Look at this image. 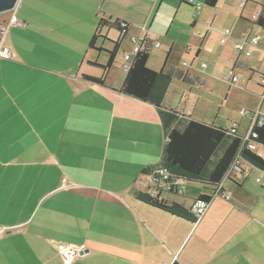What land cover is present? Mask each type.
Listing matches in <instances>:
<instances>
[{
    "label": "crops",
    "instance_id": "obj_1",
    "mask_svg": "<svg viewBox=\"0 0 264 264\" xmlns=\"http://www.w3.org/2000/svg\"><path fill=\"white\" fill-rule=\"evenodd\" d=\"M158 2L19 0L0 17V49L14 55L0 58V264H264V183L252 167L239 160L243 171L227 173L229 200L183 182L168 192L144 173L160 167L167 136L157 108L121 93L129 64L119 76L113 66L103 85L83 78L103 77L94 64L105 66L109 51L99 39L90 48L100 19L123 21L127 36L144 37L140 27ZM15 16L19 24L10 26ZM112 31L99 34L120 40L121 49L127 36L112 40ZM218 99L199 112L200 97L172 82L163 107L222 125L217 111L228 99ZM139 193L189 209L202 195L211 199L191 223L139 201ZM65 246L85 254L66 263Z\"/></svg>",
    "mask_w": 264,
    "mask_h": 264
},
{
    "label": "rangeland",
    "instance_id": "obj_2",
    "mask_svg": "<svg viewBox=\"0 0 264 264\" xmlns=\"http://www.w3.org/2000/svg\"><path fill=\"white\" fill-rule=\"evenodd\" d=\"M182 1L188 4L191 0ZM193 1L201 3L202 8L196 10L176 0H159L148 23L141 25V29L145 27L144 35L148 39L161 44L160 48L152 49L147 67L159 72L169 53L166 69L174 67L189 71L190 74L206 82L203 88H199L177 80L173 81L185 85L200 97L197 111L207 110L210 101L217 103L220 98L223 103L225 98L228 99L222 109L221 106L220 109L218 107L217 115L223 122L222 125L227 128L236 127L238 135L244 137L250 123L242 117L240 111L251 102L254 106L257 105L253 109L259 108L261 95L259 82L261 75H264V29L255 24L256 19L253 18L257 12H260L257 2L264 4V0H247L244 9H241L244 0H220L214 8L205 6V0ZM9 15L5 13L0 17L9 18ZM136 17L132 16L131 19ZM210 22L213 23V28H209ZM226 30L231 32L229 38H225L222 34ZM107 31L104 33L106 34ZM108 33L112 40H118L119 35L115 31ZM259 35L261 36L259 46L252 50L251 56L246 57L239 52L238 45L241 39ZM129 40L128 35L116 55L112 75L119 76L125 70L123 50L128 51L131 47ZM222 40H225L223 45ZM103 45L106 51L114 49L113 43L105 42L101 37L98 46ZM102 56L107 57L108 60V54ZM104 57L102 59L106 65L107 61ZM202 64L205 65L204 68L201 67ZM187 65H191V68H187ZM233 76L239 79L237 83L227 79ZM261 108V113L264 114V103ZM240 122L243 126L239 124ZM251 170L255 172L254 178H259L264 183V171L255 168ZM198 186L192 185L195 189H198Z\"/></svg>",
    "mask_w": 264,
    "mask_h": 264
},
{
    "label": "trees",
    "instance_id": "obj_3",
    "mask_svg": "<svg viewBox=\"0 0 264 264\" xmlns=\"http://www.w3.org/2000/svg\"><path fill=\"white\" fill-rule=\"evenodd\" d=\"M176 1L194 8L190 3L186 4L182 0ZM219 1L205 0V6L214 8ZM259 6L260 13L255 24L264 29V4H259ZM104 28L118 32L120 39L125 38L128 33L127 23L120 20L112 22L100 19L97 32L90 43L91 49H95L96 41L101 38L99 32ZM103 39L105 40L104 37ZM119 41L113 43L114 49L108 52L109 60L105 66L94 64V66H98L103 70V77L84 76L83 78L86 81L98 85L104 84L105 75L115 64V58L120 49ZM145 41L144 50L136 54L129 63L121 93L133 97L142 103H148L159 111L167 136L164 155L159 168L165 169L170 177L168 180L162 181V183L167 184L172 181H178L180 183L196 184L205 190H213L215 192L222 185L224 178L237 160L245 162L252 168L264 171V160L258 158L248 149V145L251 143L264 148V122L259 125L257 120H253V117H244L249 121L251 127L249 139L245 143L244 137L239 136L237 129L232 126L227 128L218 122L211 124L200 122L183 116L174 110L164 108L165 96L174 80L199 88H203L206 82L204 79L190 74L189 71H182L174 67L166 69L169 53H167L164 66L159 72L150 70L147 64L150 53L154 48V42L148 38ZM177 125H180L181 128L178 129ZM144 173L152 175L153 171L146 169ZM154 178L156 180L160 179L158 176ZM158 190L160 191L159 188ZM176 191L177 187L174 186L168 189V192L171 193ZM136 198L155 209L185 219L191 223H196L198 220V217L185 205L169 204L160 199L159 195L151 196L148 193H139ZM210 199L209 196L202 195L196 200L209 203Z\"/></svg>",
    "mask_w": 264,
    "mask_h": 264
},
{
    "label": "built area",
    "instance_id": "obj_4",
    "mask_svg": "<svg viewBox=\"0 0 264 264\" xmlns=\"http://www.w3.org/2000/svg\"><path fill=\"white\" fill-rule=\"evenodd\" d=\"M189 3L192 4L196 10H200L202 8L201 3H198V2L196 3L193 0H191ZM245 5H246V1H243L241 3V8H244ZM258 17H259V13L254 16V19L257 20ZM17 24H19V20L15 16L11 19L9 25L12 26V25H17ZM208 26H209V28H211L213 26V23H209ZM5 31H6V26L5 25L1 26L0 27V33H5ZM230 35H231V32L229 30L224 31L225 38L230 37ZM146 38H147L146 36L130 38L129 41H130L132 49H131L130 53H127L124 55V61L125 62H127L129 64L133 60V58L136 54H138L140 51L144 50ZM260 40H261L260 35L256 36V37H250V38L244 37L243 39H241V41L238 45L239 52L241 54H244L246 57L251 56L252 50L259 46ZM221 43H222V45L225 44V40H222ZM160 47H161L160 43H158V42L154 43V48L158 49ZM13 57H14V55H13V52H12L10 47H3L0 49V58H2L4 60H11V59H13ZM201 67L204 68L205 65L202 64ZM187 68H191V65H187ZM227 79L230 80L232 83H237L239 81V79L236 76H233L232 78L229 77ZM259 87L261 89V95L259 96L260 102L264 103V75L260 77ZM240 114L243 117H245V116L253 117V120L254 121L257 120L259 125H261L264 122V119H263L264 117L258 111L250 112V111L242 110L240 112ZM233 128L236 129V127H233ZM249 132H250V129H249ZM249 132L246 136H244V142L245 143L249 139ZM248 149L252 153H254L258 158L264 160V148L254 144V143H251L248 145ZM238 161L239 160H237L235 162V164L232 166V168L235 167L238 170L243 171V170H241L240 166L238 165ZM152 175L154 177L158 176L160 178L157 181L162 185L163 188L167 189V191H168V189H170L171 186L178 188V186L180 185V182H178V181H172L170 183L163 184L162 181H164V180L166 181L170 178L167 171L163 168L155 169L153 171ZM246 176H247V173H245V177ZM256 182L259 183L260 179H256ZM222 185H223V183H222ZM222 185L215 191L214 194L216 195L217 192H221L222 197L229 200V198H230L229 196H224V193L222 191ZM208 205H209V203L206 201L195 200L192 203L191 211L198 218L202 217L206 213ZM59 253L66 263H70L74 259L82 257L85 254V249L82 247H76V246H65V247H62L59 249Z\"/></svg>",
    "mask_w": 264,
    "mask_h": 264
},
{
    "label": "water",
    "instance_id": "obj_5",
    "mask_svg": "<svg viewBox=\"0 0 264 264\" xmlns=\"http://www.w3.org/2000/svg\"><path fill=\"white\" fill-rule=\"evenodd\" d=\"M19 0H0V14L13 11Z\"/></svg>",
    "mask_w": 264,
    "mask_h": 264
}]
</instances>
